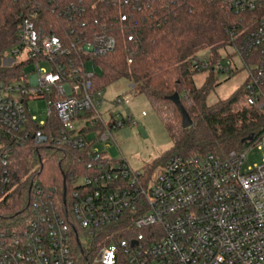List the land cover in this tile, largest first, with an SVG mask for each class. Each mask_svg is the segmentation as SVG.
<instances>
[{"label": "built area", "instance_id": "2783aa9c", "mask_svg": "<svg viewBox=\"0 0 264 264\" xmlns=\"http://www.w3.org/2000/svg\"><path fill=\"white\" fill-rule=\"evenodd\" d=\"M218 1L243 26L229 31L231 53L194 63L199 71L231 73L235 58L241 60L249 72L247 104L264 111V0ZM21 3L18 42L5 61L21 64L24 73L20 81L0 80V202L11 194L18 150L72 154L88 172L71 173L69 188L61 190L32 178L28 221L24 227H0V264H79L77 246L116 226L128 238L115 243L110 233L94 263L116 264L122 256L128 264H264V157L245 171V150L225 158L176 153L160 168L139 170L99 147L132 116L119 122L111 113L106 121L100 112L104 91L94 90V72L86 63L113 51L117 40L106 27H94L100 19L87 17L88 10L140 9L150 0ZM30 64L35 68L26 72ZM40 99L47 117L39 122L26 102ZM115 102L128 104L130 97L117 96ZM252 141L250 147L258 144L264 151V133Z\"/></svg>", "mask_w": 264, "mask_h": 264}, {"label": "trees", "instance_id": "16d2710c", "mask_svg": "<svg viewBox=\"0 0 264 264\" xmlns=\"http://www.w3.org/2000/svg\"><path fill=\"white\" fill-rule=\"evenodd\" d=\"M22 6L21 0H0L1 81L11 82L24 73L21 64H3L7 51L18 42ZM88 11L87 17L100 19L94 27H106L117 40L113 51L87 60L86 64L93 62L98 68L93 76L94 90L104 91L116 80L128 78L136 93L148 96L174 137L173 150L158 158L154 168L163 166L176 153H212L225 158L232 151H242L248 144L246 138L253 137L252 142H256L264 133V111L247 104L244 87L209 105L207 99L217 85L215 77L210 72L204 84L195 81L199 70L194 59L201 58L199 53L206 52L203 58L213 62L222 58L221 53H227L232 45L230 29L243 26L233 10L218 0H150V5L140 9L104 5ZM124 14H130L129 20L121 19ZM175 93L180 94L193 120L189 128L183 127L181 112L170 100ZM76 171L88 172L76 165L72 154L32 147L18 150L11 194L0 202V227H24L29 219V190L34 176H42L40 183L46 189L61 190L65 185L69 188V176ZM110 233L115 243L128 238L121 226L102 232L86 247L77 246L79 264H99L94 259L110 241ZM116 264L128 262L121 256Z\"/></svg>", "mask_w": 264, "mask_h": 264}, {"label": "rangeland", "instance_id": "374dc122", "mask_svg": "<svg viewBox=\"0 0 264 264\" xmlns=\"http://www.w3.org/2000/svg\"><path fill=\"white\" fill-rule=\"evenodd\" d=\"M231 52L232 49L229 48L227 53ZM205 55L206 52L202 51L198 56L203 58ZM226 55V52L221 53L222 58ZM23 58L24 55L20 57V60ZM3 64L8 67L12 63L11 60H6ZM235 64L231 73L206 70L199 71L195 75V81L198 85L204 84L210 72L215 77L217 85L209 94L207 99L209 105L229 98L239 88L245 86L248 81L249 72L238 58H235ZM87 66L93 72L98 71L93 62H88ZM34 68L35 65L30 64L27 66L26 72ZM16 81H20V79H15ZM126 95L130 97L128 104L123 105L115 102L117 96ZM103 98L100 112L106 121H110L111 113H113L119 122L126 119L129 115L132 116V121L125 122L124 125L113 131V140L102 143L99 146L105 155L115 160L125 158L134 169L147 170L149 168L157 169L162 167L157 165L154 168L156 160L172 151L175 141L148 96L136 93L131 87L129 79L122 77L104 90ZM26 107L28 108V113L35 115L39 122L47 117V104L45 100L27 101ZM242 149L247 151V158L243 165L245 171L254 168L255 165L262 164L264 151L259 148L258 144L251 147L245 144ZM41 179L42 176L38 178V182ZM83 241L86 243V239L83 238Z\"/></svg>", "mask_w": 264, "mask_h": 264}, {"label": "water", "instance_id": "95a60500", "mask_svg": "<svg viewBox=\"0 0 264 264\" xmlns=\"http://www.w3.org/2000/svg\"><path fill=\"white\" fill-rule=\"evenodd\" d=\"M170 100H172L176 104V106L178 107V109L181 112L183 127L184 128L191 127L193 125V120L191 119V117H190L188 111L186 110L185 106L182 104L180 94L175 93L174 95L170 96ZM252 140H253V137H248L244 140V142L252 141Z\"/></svg>", "mask_w": 264, "mask_h": 264}]
</instances>
